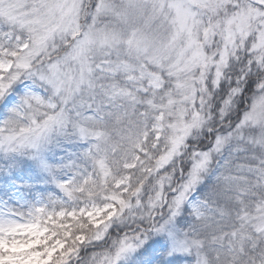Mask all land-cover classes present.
I'll return each mask as SVG.
<instances>
[{
  "label": "snow or ice",
  "instance_id": "obj_1",
  "mask_svg": "<svg viewBox=\"0 0 264 264\" xmlns=\"http://www.w3.org/2000/svg\"><path fill=\"white\" fill-rule=\"evenodd\" d=\"M0 264H264V0H0Z\"/></svg>",
  "mask_w": 264,
  "mask_h": 264
}]
</instances>
